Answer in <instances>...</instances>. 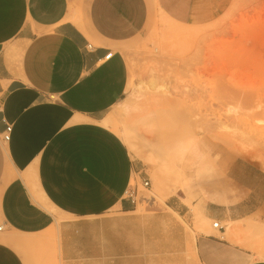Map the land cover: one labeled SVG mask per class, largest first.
I'll return each mask as SVG.
<instances>
[{
  "label": "crops",
  "instance_id": "1",
  "mask_svg": "<svg viewBox=\"0 0 264 264\" xmlns=\"http://www.w3.org/2000/svg\"><path fill=\"white\" fill-rule=\"evenodd\" d=\"M234 1L0 0V264H154V214L127 198L138 165L103 125L126 90L123 46L158 11L203 27ZM246 165L240 195L199 206L196 264H264L225 236L264 202V169Z\"/></svg>",
  "mask_w": 264,
  "mask_h": 264
},
{
  "label": "rangeland",
  "instance_id": "2",
  "mask_svg": "<svg viewBox=\"0 0 264 264\" xmlns=\"http://www.w3.org/2000/svg\"><path fill=\"white\" fill-rule=\"evenodd\" d=\"M194 29L158 11L123 46L126 90L104 119L120 126L128 108L140 119L131 144L123 141L138 165L127 198L137 213L154 214V264H177L179 250L196 264L192 236L204 226L196 218L198 204L240 195L232 179L248 183L247 163L264 169V0H235L221 18L199 28L200 41L176 35ZM195 146L202 153L197 163ZM177 147L185 149L178 156ZM180 178L191 181L193 196L178 190ZM168 202L183 204L187 213ZM260 204L240 222L246 242L240 243L264 260L257 252L264 250Z\"/></svg>",
  "mask_w": 264,
  "mask_h": 264
},
{
  "label": "bare ground",
  "instance_id": "3",
  "mask_svg": "<svg viewBox=\"0 0 264 264\" xmlns=\"http://www.w3.org/2000/svg\"><path fill=\"white\" fill-rule=\"evenodd\" d=\"M195 29L189 33H185V34H176L177 36L182 37L183 40H193L195 42L200 41V37L203 35V30H199L200 27H194ZM170 48L175 47V45H170ZM178 47L180 49H184L185 47L183 46V44L181 43L180 45H178ZM184 51V50H183ZM137 93V92H136ZM130 108L126 109L124 111L123 114V120H122V124L119 126L118 123H115L113 121H109V120H104L103 121V125L107 126L108 123H110L115 129L119 130V132L121 133V136H119L114 130V132L124 141L127 142L128 144H131L132 142V138H133V129L135 130V128L137 129V127L139 126V122L140 119L138 117H135V115L130 112ZM194 154H195V163H197V161H201V157H202V153L200 152V150H198V147H194ZM183 150H185L184 148L181 147H177L175 149V155H179L182 154ZM168 157V155H167ZM165 157V158H167ZM151 172V171H150ZM163 181V180H161ZM177 188L179 191L186 193L187 195H192L193 194V186L190 180H187L185 178H180L179 182L177 183ZM193 196V195H192ZM201 204H198V206H200ZM196 218L200 221L201 220V224L205 225V222H207L201 212V210L197 209L196 211ZM209 223V221H208ZM213 223L215 222H210L211 226L213 227ZM227 234H225V236L229 239L238 241V242H244V244L246 243L243 239V234L241 232L240 227L238 226V224H236L235 222H228L227 223ZM256 249H259V247L256 246ZM257 252L259 253V255L262 257L264 256V250H257ZM263 254V255H262Z\"/></svg>",
  "mask_w": 264,
  "mask_h": 264
},
{
  "label": "built area",
  "instance_id": "4",
  "mask_svg": "<svg viewBox=\"0 0 264 264\" xmlns=\"http://www.w3.org/2000/svg\"><path fill=\"white\" fill-rule=\"evenodd\" d=\"M111 56V54H108L106 57L109 58ZM9 132H10V128L8 127L6 130V135L4 136V139L7 140L9 138ZM137 176V175H136ZM143 184L144 186H148L149 182L147 180H143ZM213 228L216 229H220L221 227L219 226L218 222L213 223ZM2 229V227L0 226V230Z\"/></svg>",
  "mask_w": 264,
  "mask_h": 264
}]
</instances>
